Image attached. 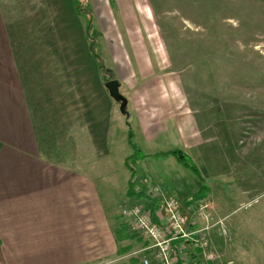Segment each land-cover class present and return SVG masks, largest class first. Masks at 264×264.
<instances>
[{"label": "rangeland", "instance_id": "obj_1", "mask_svg": "<svg viewBox=\"0 0 264 264\" xmlns=\"http://www.w3.org/2000/svg\"><path fill=\"white\" fill-rule=\"evenodd\" d=\"M12 1L11 35L19 40L27 72L77 69V90L69 74L68 88L61 90L70 119L90 113L88 94L94 106L98 100L99 121L114 147L108 161L119 167L126 157L128 187L134 173L132 191L146 197L126 193L130 207L148 212L172 200L152 192L159 179L190 190V210L180 208L179 214L187 218L188 234L208 228L203 241L214 260L194 254L186 240L184 264L193 257L202 264H264V0ZM85 69L98 70V87ZM111 80L127 99V119L103 87ZM146 129L155 130L150 143ZM128 132L142 159L129 146ZM169 151L189 156L203 182L173 157L155 156ZM204 205L207 221L197 216ZM130 207L122 204L117 212L122 240L128 241L118 264H142L140 251L148 243L121 218Z\"/></svg>", "mask_w": 264, "mask_h": 264}, {"label": "crops", "instance_id": "obj_2", "mask_svg": "<svg viewBox=\"0 0 264 264\" xmlns=\"http://www.w3.org/2000/svg\"><path fill=\"white\" fill-rule=\"evenodd\" d=\"M12 3L0 0V264H118L128 241L117 239V212L122 204L134 205L126 197V157L119 167L108 161L114 147L99 121L98 100L94 106L88 94L90 113L69 118L61 90L68 88V74L77 90V69L27 72L19 40L11 35ZM85 70L98 87V70ZM48 91L56 95L47 97ZM153 131L146 129V143L153 141ZM68 138L75 140L70 144ZM182 148L187 152L185 143ZM155 183L174 200L185 193L176 201L190 210V190L183 192L171 178Z\"/></svg>", "mask_w": 264, "mask_h": 264}, {"label": "built area", "instance_id": "obj_3", "mask_svg": "<svg viewBox=\"0 0 264 264\" xmlns=\"http://www.w3.org/2000/svg\"><path fill=\"white\" fill-rule=\"evenodd\" d=\"M154 195L160 196L159 188H152ZM180 205L175 200H167L162 202V207L155 211L152 215L151 211H145L140 206L124 208L120 212V216L129 221L130 230L133 235L146 240L148 243L144 249L140 251L142 264H149L155 261L157 264H174L176 259L182 258V242L189 240L194 244V248L203 256L206 262L214 260L212 255H208L207 245L203 241V233L208 228L186 233L185 226L187 218L181 217L179 214ZM207 206H201L197 216L207 221ZM155 217V218H154ZM198 235L194 239V236ZM180 240V241H177ZM187 242V241H186ZM185 262V260H183Z\"/></svg>", "mask_w": 264, "mask_h": 264}, {"label": "trees", "instance_id": "obj_4", "mask_svg": "<svg viewBox=\"0 0 264 264\" xmlns=\"http://www.w3.org/2000/svg\"><path fill=\"white\" fill-rule=\"evenodd\" d=\"M127 140H128L129 146L134 150V154H136L137 157H140L142 159L143 155L139 154L140 151L137 148H135V146H134V144L132 142V140H133V133L132 132H128L127 133ZM155 156H157V157H161V156H163V157H173L179 165H181L184 168L190 170L199 179V181H202L203 178H202V176H201V174L199 172V169H197L196 165L192 162L190 157L187 156L182 151H169V152H166V153H160V154L155 155ZM144 157H146V156H144ZM133 179H134V173H131L130 185H129L128 190H127V196L130 197V198H133V197L140 198L141 196L146 198L144 196V194H142L141 191H138V192L132 191L133 190V186H132V184H133L132 180ZM158 209H159V206H155V207L151 208L150 211L152 213H154ZM123 233H124L123 229L122 230L121 229L117 230L116 234H117V239L119 241H121L122 238L124 237V236L123 237L121 236V234H123ZM197 252H198V250L195 249L194 254H196ZM190 259H191V261L193 259V261L191 262L192 264H202L199 261H196V258H194V257L190 258ZM184 263L185 262L183 260H180L179 258L176 259V262H175V264H184Z\"/></svg>", "mask_w": 264, "mask_h": 264}, {"label": "water", "instance_id": "obj_5", "mask_svg": "<svg viewBox=\"0 0 264 264\" xmlns=\"http://www.w3.org/2000/svg\"><path fill=\"white\" fill-rule=\"evenodd\" d=\"M103 87L109 98L118 104L119 113L127 119L129 117V113L127 112V99L121 95L119 83L115 80H111L106 82Z\"/></svg>", "mask_w": 264, "mask_h": 264}]
</instances>
